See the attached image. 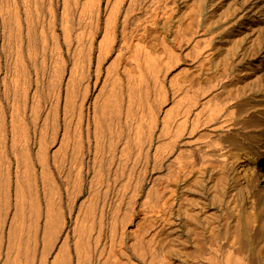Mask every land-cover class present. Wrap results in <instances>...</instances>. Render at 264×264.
Wrapping results in <instances>:
<instances>
[{
	"label": "bare ground",
	"instance_id": "1",
	"mask_svg": "<svg viewBox=\"0 0 264 264\" xmlns=\"http://www.w3.org/2000/svg\"><path fill=\"white\" fill-rule=\"evenodd\" d=\"M6 1L18 54L0 94V264L24 246L26 264H123L133 250L146 264H254L238 226L264 205V86L226 91L228 71L193 69L210 58L203 17L169 24L176 0ZM138 206L148 226L128 242Z\"/></svg>",
	"mask_w": 264,
	"mask_h": 264
},
{
	"label": "rangeland",
	"instance_id": "2",
	"mask_svg": "<svg viewBox=\"0 0 264 264\" xmlns=\"http://www.w3.org/2000/svg\"><path fill=\"white\" fill-rule=\"evenodd\" d=\"M173 1L170 0V3L172 4ZM1 2H3L2 4L4 5V0H0V3ZM5 2H7V1L5 0ZM174 2H176V3H173V5L174 4L178 5V6L176 5L178 11H176L177 13H175V15H174L175 17H173L174 20L172 19L169 22V24L176 25L179 23V20H180V22H184L185 24H187L195 16H200L201 18L203 17L202 18V22H203L202 32H204L206 35H209V36L212 35L210 40L202 43V47L204 48L205 51L207 50L206 53L207 52L209 53L210 58L207 59L204 64L196 65V67L193 68L194 70L198 71L199 73H203L205 76L208 75L209 77L210 76L214 77V74L215 75L219 74V73L221 74V72L224 73V72L228 71L231 75L228 78L229 82H227L229 84L226 83L227 84L226 89H225L226 91H229V88L231 89V87L233 85L234 86L235 85H241L242 83H245V82H247L251 85H254L255 88L264 86V0H176ZM2 4H1V6H2ZM192 9H194L196 12ZM179 11L181 13L185 12L187 15H185V13H183L185 16L184 17L183 14H179L180 13ZM191 12L192 13L194 12L195 15H194V13L192 15ZM180 16H183V18ZM181 18H182V20H181ZM1 25H2V23H1V19H0V60H1L0 61V75L2 76V77L0 76V79L2 80V81L0 80V82H1L0 83V88H1L0 94H3V92H2L3 88L1 86H2V83L4 81L3 80L4 74L7 73V75H9L8 73H10L11 76H15V74H14L15 73V60L17 61V59H14V58H16L15 54H18V53H15V52H17L16 49L18 48V43H16L15 40H10L12 42L14 41L13 45L10 41L7 42V38H5L6 35L4 34L5 32L4 33L1 32L4 29V28L3 29L1 28L2 27ZM169 35H170V33H169ZM37 40L39 41V39H37ZM37 40H35V41H37ZM8 43H9V47H5V46H8V45H6ZM10 44L13 46L14 52H12V49H11L12 46ZM26 46L27 45H25V43H24L23 47L25 49L22 48V52H24L23 53L25 55L24 58L28 59L27 58L28 57V55H27L28 49H26V48H29V47L28 46L26 47ZM8 48H10V49H8ZM7 49H8V53L9 52H10V54L13 53L12 56H10L7 53V51H6ZM9 57L13 58L14 61H13V59L12 60L9 59ZM11 62H12V64H11ZM13 62H14V67H13ZM6 63L7 64L9 63V64L6 65ZM10 64L12 66H10ZM1 66H3V67H1ZM8 66L11 67L12 70ZM51 66H52V64L49 66V71H50ZM52 68H53V66H52ZM209 73H210V75H209ZM10 75H9V77H10ZM6 105H7V103H6ZM8 106H9V104H8ZM9 108H10V106L8 107V110H9ZM143 109H144L145 116H147L148 111H149V102L147 100L145 91L143 92ZM9 114H10V112H9ZM8 121H10V120H8ZM59 145H60V142L57 139L54 140L53 142H51L50 147H49L50 152H53L52 150H55L56 148H58ZM231 173H232V177L236 181H234L233 178L231 177V180H232V182L234 181L233 182L234 184L232 185V188H230V190L232 189V191H228V193L233 192L236 194V196L239 193L238 198L236 197V199L238 200L236 202L241 203V202H243L244 195L242 194L241 191H239L238 188L240 186L237 183H239V181L241 179H243V181L245 179H247V177L244 175L245 170L240 166V163H237L236 167L232 168ZM237 178H240V180L238 179V181H237ZM33 183H34L33 180L31 182H25V190L29 196L30 195L34 196V185H35V183L34 184ZM235 187H237V188H235ZM86 194H88V192H86ZM239 196H241V198ZM195 197H198V196H195ZM239 199L240 200L242 199V201H239ZM244 202H245V200H244ZM230 205H231L232 209L231 208H229V209L232 212V215H234V218L232 216V219H231V222L234 220L232 222V224H233L232 227L234 229L237 226L236 221H238V219L236 220L235 218H238V217H236L237 216L236 213L238 212L237 207L239 206V204L230 203ZM232 205H234V206H232ZM236 205H237V207H236ZM222 207L223 206L220 205V203H219V206H217V207L215 205L210 206V207H208V208H210L208 210V213H210V212L214 213L216 211V213H217L216 215H218V216L220 215V217H221V215H223L224 211H226V208L223 209ZM220 208L222 209V213H220L221 212ZM236 209H237V212H235ZM260 209L257 210L258 216H256V214L253 215L254 213L252 215H251V213L249 214L251 217V221H252V218L253 219H255V217L257 218V219H255L256 221H255L254 226H248L250 224L249 222H244V224H241V226H238V228H239L238 232L240 233V237H242L243 244H244L243 247L245 248V250L243 249L242 251H244V253L246 251L247 257H251V261L254 264H264V225L262 224V221H264V205H263V207L261 206ZM140 211H143V212H140ZM144 211L146 212V210H143V209L140 210L139 206H138V212L136 213V216H135L136 219H134V222L132 223V225H130V227L128 225V230H127L128 231V239H129L128 242H130V240H132V238H129V237L133 236V238H135L134 237L135 233H136L135 231H137V232H140V230L143 231L145 229L144 227L148 226L150 215H147L148 211H147V213H145ZM233 212L235 214H233ZM247 212H249V211H247ZM260 212L263 216L260 214ZM249 215L247 214V216H249ZM145 218L147 220H145ZM31 220H34V219L33 218L32 219L31 218L26 219V223H27V224L25 223L27 225L26 229H25L26 232L23 231L24 233H22V234H24L25 237L22 236L20 231L18 232V237L21 235L22 238H24V242L26 244H27V240L29 238L28 236L32 234V233L30 234V232L27 231V228L29 227L28 225H30ZM69 220H72L69 222H71L72 226H73L74 225V218H69ZM137 221H139V222H137ZM248 221H250V220H248ZM32 223H33V221H32ZM146 223H147V225H146ZM233 232H234V230H232L231 233L235 234ZM231 239H233V238H231ZM87 241H88V236L85 233V234H83L82 239H81L82 247H85L87 245ZM25 248L26 247L24 246L22 249V253L20 255V257L22 259L20 258V261L18 262V264L19 263L21 264V262H23V264L28 263L27 259H26V258H28L26 256L28 254L26 253ZM129 253H131L133 255V256L131 255L132 259L129 258L128 256H124L122 259L123 260L128 259V260L127 261L124 260L123 261L124 263L123 262H120V263H123V264H125V263H127V264H133V263H135V264H146V262L142 258L139 259V256L138 257H136L137 255L134 256V254H135L134 250L129 251ZM175 260H176V262L174 264H185V263H182V261L180 259H175ZM248 260H249V258L247 259V261Z\"/></svg>",
	"mask_w": 264,
	"mask_h": 264
}]
</instances>
